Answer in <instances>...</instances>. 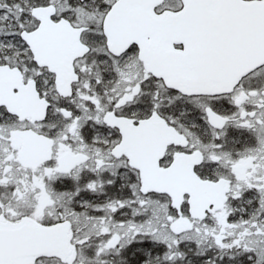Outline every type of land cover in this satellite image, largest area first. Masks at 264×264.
Listing matches in <instances>:
<instances>
[{
  "label": "snow or ice",
  "instance_id": "6c2138e0",
  "mask_svg": "<svg viewBox=\"0 0 264 264\" xmlns=\"http://www.w3.org/2000/svg\"><path fill=\"white\" fill-rule=\"evenodd\" d=\"M0 264H264V0H0Z\"/></svg>",
  "mask_w": 264,
  "mask_h": 264
}]
</instances>
